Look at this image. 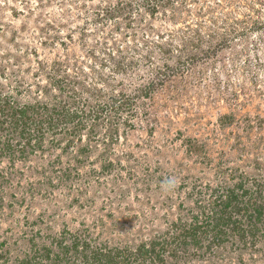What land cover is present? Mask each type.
<instances>
[{
    "label": "rangeland",
    "instance_id": "374dc122",
    "mask_svg": "<svg viewBox=\"0 0 264 264\" xmlns=\"http://www.w3.org/2000/svg\"><path fill=\"white\" fill-rule=\"evenodd\" d=\"M260 187L264 0H0V264H264L176 230Z\"/></svg>",
    "mask_w": 264,
    "mask_h": 264
},
{
    "label": "trees",
    "instance_id": "16d2710c",
    "mask_svg": "<svg viewBox=\"0 0 264 264\" xmlns=\"http://www.w3.org/2000/svg\"><path fill=\"white\" fill-rule=\"evenodd\" d=\"M237 190L245 191L246 196L250 194L249 191L244 189L242 183L238 185ZM237 190H228L226 192L228 201L226 204L213 203L212 206L214 210L209 211V213L201 212L200 214L193 215L191 222L180 223V225L176 227V230H181L180 235H177V237H182L187 245L191 243L195 244L197 247H201L200 242L205 238H210L212 242V240L230 233L242 239V244H245L248 239L252 240L253 245L256 247V244L259 243L263 237L260 233L264 229V203L262 204V202L259 201L262 200V189L260 187L258 191H254L253 195L256 194V197H250L246 203L241 202L242 200H240V198L244 196L243 194L239 195L240 193L237 192ZM233 201H235L237 205L231 207ZM229 208L230 214L228 213L226 215ZM232 213L247 216V218L243 220L235 218L233 220L230 216ZM171 240L172 242L175 241L173 238ZM225 241L226 239H223L218 243H225ZM168 244L167 240L161 243L162 250L160 255L166 252ZM139 253L147 256L154 253V250H152L151 253L142 247Z\"/></svg>",
    "mask_w": 264,
    "mask_h": 264
}]
</instances>
